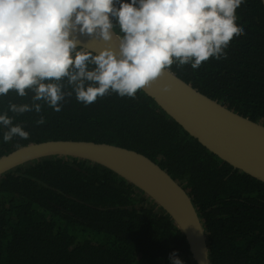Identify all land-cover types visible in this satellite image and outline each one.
<instances>
[{"label":"trees","instance_id":"1","mask_svg":"<svg viewBox=\"0 0 264 264\" xmlns=\"http://www.w3.org/2000/svg\"><path fill=\"white\" fill-rule=\"evenodd\" d=\"M244 34L198 69L172 72L202 93L264 124V0L236 10ZM118 33V29H117ZM66 85L65 91H71ZM32 93L0 96V114L29 132L3 141L0 156L32 142L92 140L137 150L188 190L202 220L210 264H264V183L212 154L140 89L135 98L110 93L85 106L75 93L56 112L8 111ZM40 116L45 123L38 125ZM195 264L168 214L141 190L99 164L49 155L0 175V264Z\"/></svg>","mask_w":264,"mask_h":264},{"label":"clouds","instance_id":"2","mask_svg":"<svg viewBox=\"0 0 264 264\" xmlns=\"http://www.w3.org/2000/svg\"><path fill=\"white\" fill-rule=\"evenodd\" d=\"M243 0H0V96L32 93V103L9 102L8 111L56 112L73 92L85 106L110 93L135 98L173 64L198 69L226 56L244 34L236 10ZM118 29V33H117ZM77 33L113 39L118 50H94ZM71 91H65L66 85ZM38 125L45 123L40 116ZM3 141L27 139L29 132L7 112ZM172 264H183L173 252Z\"/></svg>","mask_w":264,"mask_h":264},{"label":"water","instance_id":"3","mask_svg":"<svg viewBox=\"0 0 264 264\" xmlns=\"http://www.w3.org/2000/svg\"><path fill=\"white\" fill-rule=\"evenodd\" d=\"M94 50L111 46L77 33ZM173 121L203 147L232 167L264 183V124L202 93L170 69L141 89ZM57 155L104 166L141 190L170 217L183 235L195 264H210L202 220L188 190L149 156L107 142L50 139L19 146L0 156V175L29 160Z\"/></svg>","mask_w":264,"mask_h":264}]
</instances>
